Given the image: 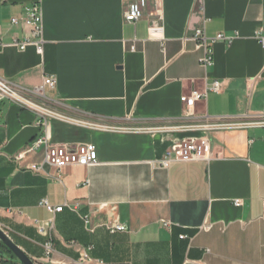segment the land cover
<instances>
[{
	"label": "crops",
	"instance_id": "crops-1",
	"mask_svg": "<svg viewBox=\"0 0 264 264\" xmlns=\"http://www.w3.org/2000/svg\"><path fill=\"white\" fill-rule=\"evenodd\" d=\"M132 1L0 0V78L30 88L51 76L47 105L110 128L49 120V143L92 145L98 164L37 174L38 155L14 160L39 135L35 116L1 101L0 230L34 264H77L82 254L103 264H264V127L211 132L210 162L162 166L171 146L201 136L177 128L264 113V0H147L142 19L127 24ZM155 3L161 41L148 36ZM29 5L41 9V55L12 45L28 29L10 20ZM199 28L231 39L211 46L208 69L192 41ZM204 90L186 118L180 98ZM43 202L63 210L51 215ZM51 219L45 258L38 227ZM113 222L127 232L110 234Z\"/></svg>",
	"mask_w": 264,
	"mask_h": 264
},
{
	"label": "built area",
	"instance_id": "built-area-1",
	"mask_svg": "<svg viewBox=\"0 0 264 264\" xmlns=\"http://www.w3.org/2000/svg\"><path fill=\"white\" fill-rule=\"evenodd\" d=\"M147 8V0H135L127 4L123 11L122 18L127 24H135L143 17V11ZM162 17L157 4H154V12L148 28V36L152 40H162L163 28L161 26ZM12 26L21 25L28 29V34L19 42L12 45L19 51H24L28 47H33L38 55L43 52L44 41L42 37V19L41 9L38 5H29L23 8L22 16L10 20ZM259 45L264 49V37L257 38ZM192 41L195 43V49L202 52L199 59V65L203 69H208L213 65V54L211 46L215 43H231V39L225 38L222 34L214 38H207L204 30L199 28L195 30ZM56 81L51 76H44L41 82L33 87L25 88L0 78V102L7 101L22 110H26L35 116V125L39 129V135L32 140L21 152L15 157V161H21L25 156L38 155L40 161L38 165H32L29 170L39 174L42 173V166L47 165L56 170L65 167H91L98 164L97 155L92 145H59L48 142L47 122L57 120L67 124L82 126L98 131H108L110 128L94 122H83L69 118L60 114L47 105L46 91L55 88ZM210 91L219 93L220 85L213 83ZM206 99V90L202 92L193 91L188 96H182L180 102L185 107V117H192L194 114L195 103ZM252 127H264V113L245 114L242 116H222L215 118L210 124L192 125L177 128L181 132H198L200 137H191L178 141L166 152L162 166L169 162L189 163V162H210L212 160L211 148L209 142V133L214 131L241 130ZM111 131L120 132L121 129L112 128ZM264 204V202H263ZM235 207L241 206L240 200H234ZM46 211L51 215H56L63 210V206L53 208L47 202H43ZM87 232L92 233L89 228L88 218H82ZM169 224H164L167 226ZM110 234L127 232V228L117 222L106 226ZM209 227L205 224L203 229ZM38 230L47 238L43 245V254L49 258L53 253V220L47 222L46 231L42 226ZM77 264H103L98 260H91L86 254H82Z\"/></svg>",
	"mask_w": 264,
	"mask_h": 264
},
{
	"label": "water",
	"instance_id": "water-1",
	"mask_svg": "<svg viewBox=\"0 0 264 264\" xmlns=\"http://www.w3.org/2000/svg\"><path fill=\"white\" fill-rule=\"evenodd\" d=\"M0 244H2L15 257L19 264H34L9 238L0 230Z\"/></svg>",
	"mask_w": 264,
	"mask_h": 264
},
{
	"label": "trees",
	"instance_id": "trees-1",
	"mask_svg": "<svg viewBox=\"0 0 264 264\" xmlns=\"http://www.w3.org/2000/svg\"><path fill=\"white\" fill-rule=\"evenodd\" d=\"M0 264H19L15 257L0 244Z\"/></svg>",
	"mask_w": 264,
	"mask_h": 264
}]
</instances>
